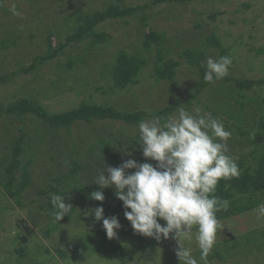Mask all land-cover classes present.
Masks as SVG:
<instances>
[{
	"label": "trees",
	"instance_id": "trees-1",
	"mask_svg": "<svg viewBox=\"0 0 264 264\" xmlns=\"http://www.w3.org/2000/svg\"><path fill=\"white\" fill-rule=\"evenodd\" d=\"M18 1L32 2V8L27 12L30 21L38 20V11L45 10L42 6L36 8L35 4L38 5L40 0H0L1 3ZM188 1L152 0L143 6L130 7L127 6V0H104L102 10L87 11L77 7L71 15H67L61 21L63 25L69 21H73L74 24L70 27L72 31H66L63 26L64 29L58 32L60 34L64 32L62 37H65V41H59L55 45L53 39L59 34L49 30L47 50L41 56L36 57L32 65H24L17 71L13 70L7 74H0V86L11 82L16 76L29 75L34 70H39L58 56L64 55L68 48L73 49L75 45L88 41L86 45H83L85 47L84 52L81 51L77 55L70 52L67 60L61 63L62 68L58 67L55 71L58 78L67 79L71 76L73 80L82 81L84 80L82 77L83 69L87 67L88 73L93 69V66L90 65L92 63L89 64L85 58L86 53H98L104 45L105 47H114L111 34L98 31V27L116 20H123L126 24H129L128 18L136 16L137 13H144L141 19L145 22L148 18L145 12L152 6L186 4ZM5 10H9L8 14L11 13L9 7L0 9L1 13ZM217 16L218 13H213L210 15V19L216 20ZM195 28L201 29L202 24L197 23ZM4 30L11 32L10 28ZM4 34L6 36L0 39V54L9 48V44H19V40L22 38L19 32L17 37L12 38L13 34L5 32ZM28 37L35 38V35L29 34ZM165 41L166 34L164 32H157L154 29L147 30L142 37L141 49L131 45L135 48L134 53L125 49L115 50L114 58L109 55L113 59V66L111 65L108 68V64H102L100 73L104 76L105 85L88 86L102 95L111 94L114 97L119 92L123 93L131 86L138 85L149 63L141 54L144 52L152 54L155 45L161 51L159 59L155 60L152 73V77L157 82L167 81L173 84L177 78L178 69L182 66V62L179 60L185 61L187 65L197 70L201 79L186 97H178L174 101H170L167 97L165 99L166 105L161 108L155 107L153 112L149 107L156 105L157 98L154 97L155 95L150 87L147 94L153 97L156 102L151 101L150 103V98L146 95L143 104L147 106L142 108L138 104L142 97L139 94H134L131 97L130 104L127 103V105L129 104L128 107L117 104V100L111 105L108 103L100 104L92 97L90 102L85 100L78 107L65 112H50L36 98L42 96V94L45 95L41 90L36 91L32 96L23 95L13 102L9 101L7 104L0 103V120L5 116L8 118L18 116L20 119H24L26 115H34L43 123L38 128L37 134H31L30 131L23 129L20 135L12 138V140L9 139L11 134L5 138L6 145L0 154V188L3 194H6L8 203H14L12 209L14 208L17 212V207H19L21 209L19 214L21 211V215L24 214L34 227L39 228L45 238H54V233L60 226L72 225L77 222L89 223L88 233L85 234V242H82V238L78 235L76 236L78 239L73 240L71 238L73 243H76V241L80 243V247H77L73 252L75 256L78 255V259L84 256L87 247H92L95 252L102 253L109 258L122 259L129 257V250L140 251L157 243L152 238L134 234L130 224L124 227L127 220L124 216L125 210L122 201L116 198L113 188L100 189V186L94 183L95 179L104 168L109 166L118 167L127 159H135L139 163L150 162L154 164V161L145 160L140 145L136 141L138 139V123L141 120H148L155 116L167 117L173 115L179 107L192 111L195 108L193 103L199 100L202 91L210 85V83L204 81L206 71L204 63L209 55L208 50H219V58L222 56L231 57V48L225 46L216 34L203 36L199 45L193 48L187 47L185 41L178 40L174 45H176L175 53L179 60L169 57L174 50L165 49ZM25 44L27 42H24L21 47H25ZM85 64H89V66ZM60 70L61 72H59ZM60 73H63V76ZM223 81H230L233 85V88L228 89V98L233 101V103H228V111L223 112L222 116H220L219 111L212 107H210V110L206 108L203 111H212L213 117H221L220 120L223 122L225 129L232 134L228 140V143L234 142L230 146L232 150L238 146L245 148L248 144L252 148L248 153L240 152V156L237 157L240 175L231 180H221L217 186L216 195L230 201L227 211H220L216 214L220 222L252 212L260 203L264 202V96H258L259 92L264 89V78L235 79L228 77L224 78ZM72 83L75 84V82ZM174 86L170 87V94L172 89L174 90ZM246 92H252L254 96H249ZM224 115H228L229 120H233L235 124L227 123L223 118ZM104 121L114 122V126H117L114 135L97 132L94 123ZM82 123L89 126L88 135L94 136L91 137L93 138L92 144L86 150L79 146V142L71 132L74 126ZM3 128L7 132L11 130L10 126L7 125ZM60 130L68 132L67 138L63 139L58 136L56 132ZM34 146H37L38 150ZM40 147H47L46 153H49L47 160L39 154ZM231 156L236 157L233 152H231ZM43 161L46 162V171L44 175L36 176V163ZM97 190L103 191L105 197L103 202L90 198V194ZM51 193L65 197V203L72 205L70 214L58 223H53L50 216L52 211ZM96 206L103 207L106 218L118 217L121 228L117 230L115 238L111 240L107 238L102 227V221L97 222L94 216L85 215L86 212L95 209ZM11 217L14 218V216ZM160 222L164 223L163 221ZM24 237L25 235L22 238L24 239ZM236 240V237L231 240L234 241L230 246L233 251L239 247ZM228 242L230 241H225V245ZM29 247L28 244L27 248L22 247L16 249L15 252L21 258H24ZM45 252L52 255L49 249ZM58 253L64 259L68 257L67 252L64 250H60ZM216 258L223 260V255L213 248L208 259L212 261Z\"/></svg>",
	"mask_w": 264,
	"mask_h": 264
},
{
	"label": "rangeland",
	"instance_id": "rangeland-1",
	"mask_svg": "<svg viewBox=\"0 0 264 264\" xmlns=\"http://www.w3.org/2000/svg\"><path fill=\"white\" fill-rule=\"evenodd\" d=\"M103 1L40 0L38 5L35 4L36 8L42 6L45 10L38 11L39 18L34 22L30 21L29 15H27V12L32 8V2H0V6L2 7L11 8L15 5L17 10L22 13L21 16H16L12 12L8 14L9 10H5L2 13L0 11V39L6 36L4 32L13 34L11 38L17 37L19 32L22 37H20L19 44H9V48L1 52L0 74H7L13 70L17 71L24 65H32L35 58L41 56L47 50L49 30L56 34L64 28L66 31H72L70 27L74 25L73 21H69L63 25L62 19L67 15H71L77 7H81L87 11L102 10L104 8ZM151 1L127 0V6H143ZM213 13H218L216 20L210 19V15ZM143 14L137 13L136 16L129 17V24H126L123 20H116L107 22L97 28L98 31H105L111 34L114 47H105L104 45L98 53H86L85 58L89 64L92 63L90 65L93 66V69L90 73H88L87 67L83 69L82 77L84 80H73L71 76L67 79H61L58 78L55 71L58 67L62 68L61 63L67 60L70 52L73 55H77L81 51L84 52L85 47L83 45H86L88 41L75 45L73 49L68 48L64 55L58 56L39 70H34L29 75L16 76L11 82L1 85L0 103L7 104L9 101L13 102L23 95L32 96L36 91L41 90L45 95L42 94V96L36 98L50 112H65L78 107L85 100L90 102L92 97L100 104L108 103L111 105L117 100V104L123 105L122 107H128L134 94H139L142 97L138 102L142 108L143 106H147L143 102L146 99V95L149 96L147 91L150 87L155 95L154 97L157 98L156 102L153 97L149 96L150 103L151 101L156 102V105H153L154 107H149L151 108V112H153L155 107L161 108L166 105L165 99L167 97L170 101H174L178 97H186L190 91H193L194 85L201 79L197 70L187 65L185 61L179 60L175 53L176 45L174 43L178 42V40L185 41L187 47L193 48L199 45L203 36L207 37L210 34H216L225 46L231 48L230 55L234 63L230 65L228 75L224 78H264V0H189L186 4L152 6L145 12L148 16L145 22L141 19ZM197 23L202 24L201 29L195 28ZM6 28H10L11 32L5 31L4 29ZM149 29L164 32L166 34L165 49L174 50L169 57L182 62V66L178 69L177 78L173 84L167 81L157 82L152 77L155 60H158L161 54L158 47L154 45L152 54L146 52L141 54L149 63L138 85L131 86L125 92H119L114 97L111 94L102 95L92 87H88L105 85V79L100 73V69L102 64H108V68L111 65L113 66V59L109 55L114 58L116 54L115 50L122 49L134 53L135 48L133 46L141 49L143 34ZM29 34H34L35 38H29ZM58 34L53 39L55 45L59 41H65V37H62L60 33ZM24 42H27L26 46L21 47ZM208 53V58L219 59V50L209 49ZM206 62L204 66H206ZM89 64L85 65L89 66ZM60 75L63 76V73H60ZM224 78L210 83L209 87L202 91L199 100L193 103V106L195 108L200 106L199 108L202 110H206V108L210 110V107H212L216 111H219L220 116H222L223 112L228 111V103H233L228 98V89L233 85L230 81H223ZM72 82H75V84ZM172 85H175V88L174 90L172 89L170 94L169 90H171L170 87L172 88ZM246 93L249 96H254L252 92ZM258 96H264V89L259 92ZM127 103L129 104L127 105ZM254 113L256 112L254 111ZM220 118L218 119L220 120ZM223 118L227 123L235 124L233 120H229L228 115H224ZM41 123L42 121L34 115H26L24 119H20L18 116L9 118L5 116L1 119L0 154L5 148V138L9 134H11L10 140L20 135L23 129L30 131L31 134H37L38 128L43 124ZM113 123L111 121H104L95 122L94 124L96 125L97 132L100 134L111 133L114 135L117 126L115 127ZM6 125L10 126V132H7L3 128ZM88 130L90 128L85 123L77 124L71 130L73 137L84 150L93 142V138L91 137L94 136H89ZM56 133L63 139L67 138L68 132L66 130H60ZM233 144L234 142L228 143L229 151L227 154L231 155V152H233L236 157H239L242 151L244 153L250 152L252 148L248 144L245 148L238 146L232 150L230 146ZM34 147L37 148V146ZM40 148L39 154L43 155L45 160H47L46 158H48L49 154L46 153L47 147ZM46 168L45 161L37 162L35 166L36 176L44 175ZM13 205V202L8 203L6 194L4 195L0 188V264H36V261L37 264H125V262H129L130 264L137 254L140 255L141 260L154 259L156 264H180L175 255L177 245L172 239L154 243L151 247L144 250H129V257L122 259L109 258L102 253L95 252L94 248L87 247L85 248L84 256L78 259V255L75 256L73 252L77 247H80V243L78 241L73 243L72 239H78L76 238L78 235L82 238L81 241L85 242V234L89 230V223L77 222L72 225L60 226L54 233V238H45L39 228L34 227L24 214L21 215V211L19 214V210H21L19 207H17V212H15L14 208L12 209ZM11 216H14V218ZM128 224L130 222L126 221L124 227ZM221 224L223 225V230H218L217 232L214 249L222 253L223 260L216 258L210 261V264H264V223L256 221L254 211L230 218L221 222ZM23 235H25L24 239L22 238ZM234 237H236V243L239 244V247L233 251L230 249V246L234 242L231 241ZM227 240L230 242L225 245V241ZM28 244L30 245L28 253L24 258H21L15 250L22 247L27 248ZM190 247L192 248L193 256L199 259L200 251L194 241ZM48 249L52 255L49 253L48 255L45 252ZM60 250L66 251L68 257L62 258L58 253ZM133 253L134 255H132ZM76 257L77 259H75Z\"/></svg>",
	"mask_w": 264,
	"mask_h": 264
},
{
	"label": "clouds",
	"instance_id": "clouds-1",
	"mask_svg": "<svg viewBox=\"0 0 264 264\" xmlns=\"http://www.w3.org/2000/svg\"><path fill=\"white\" fill-rule=\"evenodd\" d=\"M13 15L21 16L15 5ZM230 56L207 59L204 81L212 83L228 75ZM138 139L146 161L127 159L118 167H106L96 177L100 189L113 188L122 201L124 216L134 234L157 242L172 239L180 264H210V256L223 225L217 213L227 211L230 201L216 195L221 180L240 175L237 157L228 155L231 132L210 112L196 107L192 111L179 107L167 117L155 116L138 123ZM128 170H134L129 172ZM53 223H58L72 211L65 197L51 193ZM90 198L103 202L102 190ZM256 221L264 223V202L254 210ZM102 221L108 239L117 236L121 228L118 217L104 216L103 207L86 212ZM160 221H163L162 224ZM195 242L199 259L193 256L190 245ZM129 264V262H125ZM130 264H156L154 259L141 260L140 255Z\"/></svg>",
	"mask_w": 264,
	"mask_h": 264
}]
</instances>
